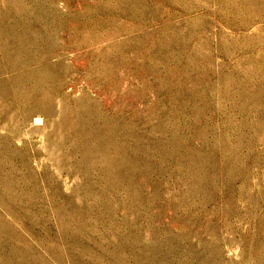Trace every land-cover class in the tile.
I'll return each instance as SVG.
<instances>
[{
	"label": "rangeland",
	"instance_id": "rangeland-1",
	"mask_svg": "<svg viewBox=\"0 0 264 264\" xmlns=\"http://www.w3.org/2000/svg\"><path fill=\"white\" fill-rule=\"evenodd\" d=\"M0 83V264H264V0H0Z\"/></svg>",
	"mask_w": 264,
	"mask_h": 264
},
{
	"label": "bare ground",
	"instance_id": "bare-ground-1",
	"mask_svg": "<svg viewBox=\"0 0 264 264\" xmlns=\"http://www.w3.org/2000/svg\"><path fill=\"white\" fill-rule=\"evenodd\" d=\"M19 27V26H18ZM29 40V39H28ZM21 64V63H20ZM29 69V68H28ZM45 71L43 70H26V72L21 74V76L14 77L12 81L14 83L19 84L23 87H26L27 89H24L23 91V100H30L32 95H35L39 97L37 100L33 99L35 101L29 102L31 103L32 111H38L43 112L46 110L45 102H50L51 96L49 94H46V92L43 90V85L47 81L48 76ZM49 74V73H48ZM25 79V81H23ZM3 83V82H2ZM1 84V83H0ZM2 86V85H1ZM22 89V88H21ZM19 89L18 91H20ZM23 90V89H22ZM21 90V91H22ZM54 90V89H53ZM20 95V94H19ZM39 95V96H38ZM21 96V95H20ZM19 98V97H18ZM18 101V100H17ZM21 103V102H19ZM15 104V103H14ZM26 114V113H25ZM42 114V113H41ZM28 118V117H27ZM91 127V126H90ZM96 146V145H95ZM17 155V154H16ZM22 159V158H21ZM115 172V171H114ZM113 174V173H112ZM114 176V175H113ZM89 182V181H88ZM54 183V182H53ZM65 185V184H64ZM29 197V196H28ZM98 197V196H97ZM52 211V210H51ZM93 238V237H92ZM139 248V247H138ZM146 258V257H145ZM163 258V257H162ZM167 263V262H166Z\"/></svg>",
	"mask_w": 264,
	"mask_h": 264
}]
</instances>
